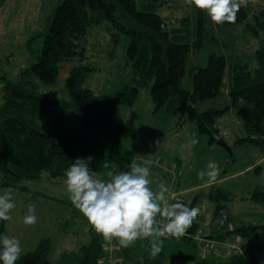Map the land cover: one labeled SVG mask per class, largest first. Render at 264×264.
Segmentation results:
<instances>
[{
	"label": "rangeland",
	"instance_id": "obj_1",
	"mask_svg": "<svg viewBox=\"0 0 264 264\" xmlns=\"http://www.w3.org/2000/svg\"><path fill=\"white\" fill-rule=\"evenodd\" d=\"M144 1L147 2L146 7L141 4L140 8L160 14L178 37L184 36L182 42L193 44L197 40L199 9L194 5L186 0ZM59 3L60 0H4L0 5V109L4 104L7 82H18L21 75L36 62L37 56L42 54L43 38L39 36L46 31L49 17ZM205 16L210 36L205 46L194 50L189 58L183 82L184 88L189 91L194 88V76L207 65L212 54L225 56L229 71L236 64L252 63L260 41L247 32V25L255 24L253 17L264 23V0L256 1L252 18L237 28L221 29L206 12ZM116 33L109 22L93 28L81 42L82 54L62 64L56 83L45 84L37 78L33 79L36 93L55 101L37 113L39 127L64 132L74 124L77 114L68 104L67 81L76 67L94 69L83 88L96 95L115 94L126 87H139L135 71L128 64V39L124 35L118 38ZM153 82L139 87V96L133 106H121L116 113L118 124L143 131L121 145L101 139L93 167H89L96 178L108 177L110 171L118 174V166L127 171L131 163L144 166L147 161L153 191H158V185L165 183L170 191L178 194L179 200L184 196L189 202L197 200L200 231L208 233L212 223L217 221L215 214L220 190L231 198L221 204L227 208L224 214L234 218L232 227L264 224V206L251 198L257 188L264 187V149L237 143L247 137L240 114L232 110L219 117L216 123L221 133H227L221 139L231 148V155L218 144L219 141L212 144L209 136L199 131L197 123L187 119L186 110L164 109L156 113L151 96ZM230 104L229 93L225 90L219 98L199 103L197 108L204 112ZM193 137L199 143L191 149H182L181 146ZM210 161L217 163L220 170L214 184L206 183L207 177L205 180L198 178V173L202 169L207 170ZM65 181L66 176L54 178L45 171L41 179L23 182L28 192L11 189L16 206L10 212L12 219L5 221L3 234L20 241V256L35 251L43 239L49 238L53 244L52 262L83 264L82 249L89 245L93 228L72 205ZM6 189L10 188L0 187V194ZM185 190L186 195L182 194ZM30 204L35 206L37 223L34 226H26L23 222ZM149 240L138 241L135 250L130 251L128 257L121 258L120 264H142L147 258L159 259L164 264H197L202 260L195 244H178L171 239H165L168 241H163V250L152 256ZM256 258L258 264H264V246L256 252Z\"/></svg>",
	"mask_w": 264,
	"mask_h": 264
},
{
	"label": "trees",
	"instance_id": "obj_2",
	"mask_svg": "<svg viewBox=\"0 0 264 264\" xmlns=\"http://www.w3.org/2000/svg\"><path fill=\"white\" fill-rule=\"evenodd\" d=\"M3 1L0 0V5ZM256 1L247 0V7L240 8L235 23L217 26L221 29L237 28L247 23L252 18ZM141 4L146 7L147 2L60 0L49 18L46 31L39 36L43 38L42 54L37 56L36 62L21 75L18 82H7L4 88V104L0 109V187L28 192L23 182L41 179L45 171L54 178H61L66 176V170L75 160L87 162L89 157L94 159L100 150L101 139L121 145L125 140L136 138L143 129L118 124L116 113L121 106H133L139 96V87L152 81L151 96L156 113L164 109L186 110L187 119L196 122L199 131L209 136L214 144L222 138L221 131L216 128L218 118L236 110L245 123L247 133V137L237 143L264 149L263 21L253 17L255 24L247 25V32L260 41L252 63L236 64L229 71L226 57L212 54L207 65L194 76V88L189 91L183 85L189 58L194 50L205 46L210 36L205 12L198 11L197 40L189 44L182 42L184 36L178 37L162 16L141 9ZM104 22L111 24L117 32L116 37H127L128 64L135 71L139 87H126L115 94L96 95L83 88L94 69L76 67L67 81L68 104L77 114L74 124L64 132L39 127L37 113L55 101L37 94L33 79L37 78L45 84L56 83L62 64L80 56L81 42L93 28ZM225 90L230 96L229 106L204 112L198 110L199 103L219 98ZM240 97L245 99L244 105L237 103ZM93 159L88 163L89 167H93ZM251 198L264 206V187L257 188ZM217 199V221L206 235L219 242L240 239L246 252L244 256L229 259H202L197 264H258L256 252L264 246V224L232 227L234 218L224 214L227 208L221 204L222 201H229L230 196L220 190ZM179 202L196 208L198 204L197 200L190 204L183 199ZM197 220L198 217L188 229L189 233L199 231L201 224ZM4 228L5 221H1L0 236L4 235ZM91 235L90 244L82 249V262L101 264L105 240L93 229ZM183 242L191 246L193 241L184 239ZM52 245L51 239L42 240L35 251L20 256L16 264H54L49 259ZM142 264L164 263L147 258Z\"/></svg>",
	"mask_w": 264,
	"mask_h": 264
},
{
	"label": "clouds",
	"instance_id": "obj_3",
	"mask_svg": "<svg viewBox=\"0 0 264 264\" xmlns=\"http://www.w3.org/2000/svg\"><path fill=\"white\" fill-rule=\"evenodd\" d=\"M190 5L208 14L216 25L235 23L237 13L242 6L247 7V0H186ZM164 30V26H161ZM246 103L243 97L237 101ZM221 135H227L222 132ZM199 143L193 137L181 148L191 149ZM83 159L72 162L66 170V187L72 205L87 219L92 228L111 243L117 241L123 248H129L137 240L150 239V253L158 255L163 250L162 237L182 236L192 227L200 210L182 202L169 203V188L165 183L158 185V191L150 187V170L144 166L131 163L129 170L118 174L108 172L109 179L103 181L96 178L88 163ZM219 167L210 161L207 170L202 169L198 178L206 183L214 184L219 176ZM190 204V202H189ZM12 190L6 189L0 194V221H10V212L15 208ZM27 215L23 222L26 226L37 223L35 206L28 205ZM162 219L158 220L157 217ZM22 252L20 241L7 235L0 236V261L2 264H16Z\"/></svg>",
	"mask_w": 264,
	"mask_h": 264
},
{
	"label": "built area",
	"instance_id": "obj_4",
	"mask_svg": "<svg viewBox=\"0 0 264 264\" xmlns=\"http://www.w3.org/2000/svg\"><path fill=\"white\" fill-rule=\"evenodd\" d=\"M123 171L122 166H118L117 172ZM108 177H103L100 180L107 181ZM178 194L170 191L166 194L168 197L169 203H176L180 200L178 199ZM158 220L162 219L161 217H157ZM148 238L140 239L138 241H143ZM162 239H171L175 241H182L184 239H191L196 243V247L202 256V259H229L233 256H244L246 252V248L243 245V242L240 239H236L234 241L229 242H219L215 240H211L203 231H197L195 234H191L186 231V233L182 236H166L162 237ZM135 242V243H136ZM121 246L117 241H113L111 243L105 241L103 247V256L101 260V264H120Z\"/></svg>",
	"mask_w": 264,
	"mask_h": 264
},
{
	"label": "crops",
	"instance_id": "obj_5",
	"mask_svg": "<svg viewBox=\"0 0 264 264\" xmlns=\"http://www.w3.org/2000/svg\"><path fill=\"white\" fill-rule=\"evenodd\" d=\"M186 193H187V191L185 190V191H183L182 192V194H185L186 195ZM183 198H185V200H187L186 199V197L184 196ZM182 198V199H183ZM198 221V220H197ZM215 221V220H214ZM199 223H200V221H199ZM214 224H215V222H213ZM212 223V224H213ZM216 224H218V223H216ZM212 226V225H211ZM206 234V233H205ZM49 239V238H48ZM162 239V238H161ZM44 240V239H43ZM149 240V239H148ZM163 241H168V240H165V239H162ZM150 241V240H149ZM91 242V241H90ZM90 242H89V244H90ZM174 242H177L178 244H184L185 242H183V240L182 241H175L174 240ZM137 243V242H136ZM136 243L134 244V245H132V246H130L129 248H123V247H121V251H120V257L121 258H126V257H128L127 255H129V253H130V251L131 252H133L134 250H135V245H136ZM192 244H195L196 245V243L195 242H192ZM28 253H30V252H28ZM27 254V253H26ZM51 254V253H50ZM49 259H50V256H49ZM52 262V261H51ZM54 263V262H53ZM54 264H56V263H54Z\"/></svg>",
	"mask_w": 264,
	"mask_h": 264
},
{
	"label": "water",
	"instance_id": "obj_6",
	"mask_svg": "<svg viewBox=\"0 0 264 264\" xmlns=\"http://www.w3.org/2000/svg\"><path fill=\"white\" fill-rule=\"evenodd\" d=\"M218 144H219L220 146H223V147H224L229 153H231V155H232V150H231V148L228 147V145L225 143V141H224L223 139H220L219 142H218Z\"/></svg>",
	"mask_w": 264,
	"mask_h": 264
},
{
	"label": "bare ground",
	"instance_id": "obj_7",
	"mask_svg": "<svg viewBox=\"0 0 264 264\" xmlns=\"http://www.w3.org/2000/svg\"><path fill=\"white\" fill-rule=\"evenodd\" d=\"M144 1V0H143ZM258 8V7H257ZM157 14V13H156ZM158 15H160V14H158ZM51 16V15H50ZM50 18V17H49ZM166 21V20H165ZM157 160V159H156ZM166 162V161H165ZM154 164V163H153ZM164 164V163H163Z\"/></svg>",
	"mask_w": 264,
	"mask_h": 264
}]
</instances>
